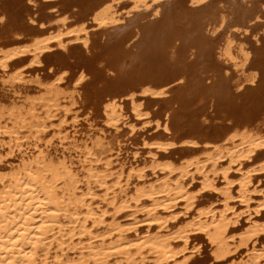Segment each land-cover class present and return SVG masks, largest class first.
I'll use <instances>...</instances> for the list:
<instances>
[{
	"label": "bare ground",
	"instance_id": "bare-ground-1",
	"mask_svg": "<svg viewBox=\"0 0 264 264\" xmlns=\"http://www.w3.org/2000/svg\"><path fill=\"white\" fill-rule=\"evenodd\" d=\"M44 1L0 0V88L18 95L17 101L7 105L0 100V136L7 137L9 152L15 155L24 146L21 130L25 128L39 148L36 153L20 155V161L9 169L2 167L5 162L0 163V264H146L149 260L193 264L191 257L200 252L195 240L202 236L213 245L214 258L238 257L232 253L234 232L241 229L239 245L245 251L242 259L230 264H264V247L259 246V234L264 231V212H260L264 185L257 184L260 174H254L259 168H249L264 148V5L259 7L251 0H68L70 4L63 6L77 7L72 12L62 6L63 11L58 9L56 1L65 0ZM187 1H192L191 6H186ZM39 5L57 10L41 22V17L34 16ZM92 26L99 35H92ZM71 41L80 43L82 51H71ZM46 53L51 56L47 66ZM26 57L29 63L46 66L49 80L39 74L28 78L27 70L22 69ZM70 70H76L74 75ZM71 74L75 76L73 85L62 88L61 81ZM30 85L38 87L34 95L24 91ZM139 93L163 97L156 127L162 125L163 116L165 136H170L153 142L143 137L141 145L146 146L147 154L139 160L135 149L128 169L119 158L125 149L123 140H99L95 145L105 153V170H97L85 158L96 152L78 136L83 121L78 109H86L87 126H95L90 120L101 116L115 130L128 124V132L135 133L136 124L129 120L123 103L129 102L136 119L147 116L149 112L136 100ZM67 99L69 106H65ZM60 113L55 135L61 141L71 138V143L84 140L82 145L75 144L84 155L87 183L81 189L79 173L65 153L60 158L40 148L39 142L54 125L52 118ZM70 113L75 131L68 132L63 125ZM213 119L222 124L211 139L205 129ZM178 130L183 152L195 151L198 135L203 140L202 152L179 163L163 161L160 150L176 145L178 138L172 136ZM112 151L117 152L116 158ZM261 162L264 169V159ZM149 169L164 172L156 180L162 178L161 184L148 182ZM112 175L109 185L107 177ZM196 175L201 178L199 183L194 182ZM133 178L137 183L127 189ZM91 180L103 187L100 202L116 210L146 204L149 225L167 228L165 212L180 201L185 216L166 234L141 232L138 220L126 224L118 222L117 216L106 226L107 210L94 204ZM198 185L201 188L195 190ZM205 189L220 191L221 207L204 204ZM254 191L262 197L252 205ZM239 203L260 212L254 219L249 212L246 219L250 223L244 228L240 221L247 210L240 213ZM80 206L85 217L78 227L69 229L67 240L74 243L69 248L64 238L53 240L52 233L63 229L66 217L77 218ZM94 225L106 230L96 233ZM68 249L77 253L72 260L63 258Z\"/></svg>",
	"mask_w": 264,
	"mask_h": 264
},
{
	"label": "rangeland",
	"instance_id": "rangeland-1",
	"mask_svg": "<svg viewBox=\"0 0 264 264\" xmlns=\"http://www.w3.org/2000/svg\"><path fill=\"white\" fill-rule=\"evenodd\" d=\"M65 1L64 2L56 1L57 4L60 3L59 5H57V4L56 5H57L58 9L59 8L61 9V11H63L61 6L64 8V10L68 9L65 6L70 4L69 2L72 1V0H70V1L65 0ZM251 1L254 4H256L257 6H259V7L264 5V3H263L264 0H254V1L251 0ZM61 3H63V4H61ZM64 3H66V4H64ZM191 4H192V1H187L186 2V6L187 7L191 6ZM63 5H65V6H63ZM123 5H121V6H123ZM125 5L126 6H123V8H125V10H126L128 8V5L127 4H125ZM39 6H37L36 9H34L35 7L33 9L35 10L34 16L36 15L39 19L41 17V19H40L41 22L43 20H44V22L47 21L48 18L45 17L46 14H47V16H49L50 12L52 13V11L57 10V7H54V8H52L50 10V9H47V8L43 9V6H40V7ZM72 8L76 9L77 7L76 8L72 7ZM72 8L69 7L68 10L72 11L73 10ZM71 11H69V12H71ZM59 12H60V10H59ZM72 12H74V11H72ZM70 14L71 13H69V15ZM73 16H75V15L73 14ZM73 16H72L71 19L74 21L76 16H75V18ZM46 24L48 26L51 25V23H49L50 25L48 23H46ZM46 24H45V26H46ZM91 29H93V31H94V33L92 35L95 36L98 33L97 32V30H98L97 27L92 26V27H90V30ZM93 31H91V32H93ZM99 34H97V35H99ZM70 46H71L70 49H72L71 51H73V52L82 51V46H80V43H78V42L75 43L74 41H71ZM45 56H46V58H43V59L46 60V61H44V63L46 62L45 65L47 66V64L50 62L48 58H50L51 56H49L47 53L44 55V57ZM47 59H48V61H47ZM24 60H25L26 63L24 62L25 65H23L22 69L25 70V71L27 70V72H25V74L27 75L28 78H35V77H37V74H39L40 76H42V78H44L43 79L44 81L49 80V78H47V75L50 74V71L47 69L46 66L45 67L42 66V68H41V66H38L39 64L29 63V59L27 57L24 58ZM70 71H71L70 73H72V74H73V71L76 72V70H73V71L70 70ZM72 74L69 75V77L67 79L61 81V82H63L62 83V86H63L62 88H65V86L67 88V87L73 85V83H74L73 78L75 76H73L74 74L73 75ZM30 83L31 84H36L34 81H31ZM29 87L24 88V91L25 92L29 91L28 93H30L31 95H34L36 93L35 91L38 90V87H36V86L30 85ZM2 90L3 89L0 88V91H1L0 92V100H2L3 103H5L7 101L5 103L7 105V104H9V102L11 103L12 100H14L15 98H16V100H14V101H17L18 95L16 93H14L13 91H11L9 89L8 90L5 89L3 91ZM2 92H3V95H2ZM140 95H141V97H139ZM137 96H136L137 97V99H136L137 102L141 103L142 107H145V108H143L145 112H149V114L147 116H144L142 119H136L133 115H131L130 104H129L128 101L126 103H123L125 105L126 112L128 111L127 115L129 116V120L133 121L136 124L135 133H129L128 132V130H129V125L128 124L121 125L120 130L117 131V130H115L113 125H107L104 122V120L101 118V116L93 118L92 119L93 121L90 120V122H93V124L95 123L94 124L95 126H93V127L87 126L88 122L84 121L85 118H87L86 109L82 108V107L80 109H78L77 113L79 114V119L83 120L81 124L79 123L80 126H78V129L80 130V132L78 133V136L81 137V138H84L86 140V143H88V146L92 147L93 151L96 152L95 155H88L85 158L88 159L92 164L97 166V170H105V163H104L105 159H102V158L105 157V153L102 151V149H100L99 147H96V145H95V143L97 141H99V140L101 142H103V143H108L109 141H112V140L114 142L116 140H121V141L123 140L125 149L123 150V152H121L119 158H120L121 161L126 162L124 167L126 169H128L129 164L132 161H134V159L132 158V152L135 149L137 150V148H138L139 154H138L137 158H139V160L142 159L147 154L146 153V146L143 148L142 145H141V141H142L143 137H150L151 138L150 142H153V141H156L157 139H164V138L166 139V138H168L170 136V135L167 136V137L165 136L166 135V131L163 130L164 129V127H163V116L161 118L162 121L160 119V124H162V125H160L159 127H156V119H158L159 113L163 112V106H162L163 105V100H162L163 97L160 98V97H157V96L143 95L142 93H139ZM159 98L161 99V101L159 100ZM63 103H66V100H64ZM65 106H69V100L68 99H67V104ZM39 112L42 113L43 111L41 109H39ZM62 114L63 113H60L58 116H54L52 118V123L54 125L50 126V128H48V132L45 135L44 139L39 142L40 148L41 149H45L46 151H48V153H50L51 156H58L60 158H62L63 157V153H65V156H67L68 159L73 163L72 165L75 167L76 171H78V173H79L78 177L81 180L80 183H79L80 184V189H81V188L85 187L86 183H87V179L84 177L85 170L83 169V166H82V164H83L82 160L84 159V155L80 151V150H82V148H76L75 144L76 143H80V145H82L84 140L80 139V140H77V141L71 143L72 142L71 138H68L67 140L61 141L59 136L55 135V131H58L57 130L58 129L57 124H60ZM72 114L73 113H70L69 114L70 116L67 115L66 118L68 119V122L64 123V125L61 124V125L64 126V128H66L68 130V132L71 131V130L75 131V129L71 125L72 117H73ZM211 115L213 116V114H211ZM145 121H150V122L144 123ZM219 121H221V120L213 119V121L210 122L209 127H207L205 129L206 131H208L207 129H209L208 133H209V135L210 134L212 135V136L210 135L209 138L213 139L215 137L216 131H218L220 129L219 126H220V124H222V122L219 123ZM213 122H214V124H213ZM216 123H219L218 127H217ZM211 124H212V126H211ZM63 126H62V129H63ZM210 127H212V128H210ZM173 128H175V127L171 126L172 131L175 132L176 129L173 130ZM210 129H212V130H210ZM21 131H22L21 132V136H23V144H24V146L21 147L22 150H20V151L17 150L15 152V155H13L12 153L9 152L10 148H9V145L6 143L7 137L6 136H4V137L0 136V163L3 164L5 162L2 165V167H5L6 169L10 168L9 165H16L20 161V158H21L20 155L24 154L25 156H27V155H30L32 152L36 153L37 150L39 149V148L34 146V139L30 137L29 131L27 129H25V128H23ZM176 132L177 133H175L172 137L178 138V136L181 133V131L178 130ZM61 136H62V134H61ZM194 136H196V135H194ZM198 137H200L199 141H198ZM198 137H197L196 140L198 141V145L197 146H199V148L201 147L200 149L199 148L197 149V146H194V148L196 147L194 152H193V150L189 151V152H188V150H186V152H183L184 149H182V147L180 145V142H179L180 140L178 138L177 140H175V142L177 141L176 145H172V146L168 147L167 149L163 148V149L160 150V153L162 151V153H164L163 156L165 155L164 156L165 158L163 159V161H173L174 162L176 160L175 163L176 162L179 163L180 161H183V160L187 159L188 156L191 157V155L192 156L199 155L202 152V146H203V142L202 141L203 140H201L202 136L198 135ZM49 140H51V142H50L51 144L48 143ZM46 143H48V144H46ZM25 148H28L26 150V152H24ZM175 148H178V149L176 150ZM29 150H31V151H29ZM197 150H198V152H197ZM260 150H262V151H260ZM166 153H168V154H166ZM169 153H170V156H169ZM184 153L185 154L187 153V155H185ZM116 154H117V152L114 151L112 157L116 158L117 157ZM258 154H259L258 161L256 163L250 165L249 168L250 169H256V168L258 169L259 168L258 170H255L254 174H257V175L260 174L258 176V178H257V179H260V182L257 183V184L260 185L262 183L264 185V182H263V180H264V169L260 168L261 167V163H262L261 161H262V159H264V148L259 149ZM12 156H14V157H12ZM100 157H101V159L99 160L98 158H100ZM119 163H120V161H118V163H116V164L118 165ZM226 163L227 162L225 161L224 164L226 165ZM148 171L149 172L146 173L147 177H145L148 180V182H156V180L158 178L163 177V173H164L163 171H159L158 173H153V171H151L150 169ZM193 171L194 170H192V172ZM160 172H162V174ZM174 172H176V171H174ZM177 172L175 174H177ZM233 178L235 179L237 177H233ZM107 179H109L108 180L109 181L108 184L111 185L113 180H114V175L108 176ZM162 180L163 179L161 178L156 183L161 184ZM200 180H201V178L198 177V175H196V179H194V182L199 183ZM136 183H137V180L133 178L132 179V183H129V185L126 186L127 189L128 188L131 189L132 187L135 186ZM81 185L83 187H81ZM89 185L92 187V190L96 193V198H95V203L94 204L96 205V203L98 202L97 204H99L101 206L103 205V208L105 210H107V212H106L107 222L105 223L106 226L108 224H110V223H113V219L116 218V216H117L118 217L117 218L118 222H122V223H126V224H128V222H131L133 220H138L139 221L138 228H139V230L140 229L142 230V231L140 230L141 232H146L147 230H150L152 233H155L157 231H162L161 233H165L166 234V233H171L172 231H174L175 226H177L176 223L179 222L180 220H182V218L185 216L184 212L186 210L184 209V206L181 204L183 201L182 202L180 201V205L176 206L171 211L165 212V214H166L165 216L169 218V222H168L169 225H168L167 228H165V229L159 228L157 223H156V225H155V223H153V224L150 223V225H149L148 220H146L147 212H146V209L144 208V205H146V204H141L138 207H136L134 205L131 208H122V209L116 210L114 207H112L107 202L106 203L105 202L104 203L100 202L101 198L99 196H101L104 192H103V187L101 185H99L98 182H96L94 180H91ZM234 186L236 187V182H235ZM200 188H201V185H198L195 190H198ZM234 191L237 193V187L234 189ZM251 194H252V199L250 200V203L252 205H254L256 203H259L260 200H261V197H262L261 193L257 192V191H254V192H251ZM201 198H202L201 199L202 201L207 202V203L204 202L205 205H209L210 204L212 206L215 205V207L216 206L217 207H221V202H220L221 201L220 200L221 199V195H220V191L217 190V189H205V190H203ZM146 199L143 198L142 201H145ZM142 201H140V202H142ZM140 202H139V204H140ZM201 204H203V203L201 202ZM236 205H239L238 211H240V213H242V210H247L246 208H244L245 207V203H239V204H236ZM129 209L130 210L132 209V211H135V212L133 214H129V212H130ZM260 209H261L260 212L263 213L264 212V206L261 207ZM126 210L127 211L129 210L128 214H127ZM255 210H256L255 208H251L250 210H247V212L242 214L241 218L244 217L240 221L241 222L240 224H242V226H243L242 228L248 226L249 223H250V220L246 219V217H247L249 212H253L251 214V218H253V219L257 215L260 214V212L257 213ZM78 211H79V213L77 215V218L73 219V218L66 217L65 220H67V221L63 222V224H64L63 229L60 230L59 232L56 231V232L52 233L53 240L58 241L60 238H64L66 240V243H65L66 246H68L69 248L74 246V243L71 242V239L67 240V237L71 234V233H69V229L74 227V226L78 227L80 225V223L82 222V219L85 217V213H84V208L83 207L80 206L78 208ZM191 211H194V209L191 210ZM144 213H146V214H144ZM191 213H192V215H194V213H197V211H194V213L193 212H191ZM173 216H175L176 218L173 217ZM262 221H264V216L262 217ZM147 223H148V225H146ZM151 225L153 226V228L151 227V229H150L149 227ZM155 226H156V228H155ZM92 230L95 231L96 233H99V232H102V231L106 230V228L103 225H100V226L94 225ZM241 231H242V229L234 232L235 233V238H234L235 242L233 244L232 253H236V256L239 255L238 257L232 258L230 256H227V257H224V258H214V255H213L214 247H213V245L209 242V240H207L206 237L202 236V238L200 237V239H196L195 240L196 243H198V242L200 243V252L195 254L193 257H191V260H193V264H195V262H196V264H230L233 261H239L240 259H242L241 257L244 254L245 246L244 245H239V243H240L239 239H240ZM78 237L79 236H76L74 238L78 239ZM261 245L264 247V231H261L260 234H259V246L261 247ZM52 251H53V249H52ZM76 256H77V253L73 252L72 249H68L65 252V254L63 255V258H64V260H68V259L72 260ZM114 263L117 264V262H115V261H111L110 262V264H114ZM151 263H152V261L149 260V261H147L146 264H151ZM64 264H75V263L73 261H70L68 263L65 262ZM152 264H154V263H152ZM161 264H163V263H161Z\"/></svg>",
	"mask_w": 264,
	"mask_h": 264
}]
</instances>
